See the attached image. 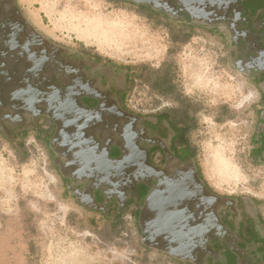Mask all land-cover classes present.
<instances>
[{"label":"flooded vegetation","instance_id":"af4514ba","mask_svg":"<svg viewBox=\"0 0 264 264\" xmlns=\"http://www.w3.org/2000/svg\"><path fill=\"white\" fill-rule=\"evenodd\" d=\"M123 1L219 32L229 64L256 87L250 157L264 165V0ZM127 90L124 68L57 44L32 25L18 0H0V127L11 133L46 122L69 194L105 215L114 203L137 200L145 245L197 256L195 264H264L258 203L212 191L172 116L129 111Z\"/></svg>","mask_w":264,"mask_h":264},{"label":"rangeland","instance_id":"374dc122","mask_svg":"<svg viewBox=\"0 0 264 264\" xmlns=\"http://www.w3.org/2000/svg\"><path fill=\"white\" fill-rule=\"evenodd\" d=\"M32 25L61 45L124 68L129 111H167L185 129L199 173L222 197L249 198L264 219V165L251 157L255 85L227 60L218 31L123 0H18ZM173 95L162 97L159 88ZM46 122L0 127V264H195L145 245L139 202L101 214L67 191ZM200 257V256H199Z\"/></svg>","mask_w":264,"mask_h":264},{"label":"trees","instance_id":"16d2710c","mask_svg":"<svg viewBox=\"0 0 264 264\" xmlns=\"http://www.w3.org/2000/svg\"><path fill=\"white\" fill-rule=\"evenodd\" d=\"M57 44H59V43H57ZM61 45V44H60ZM62 46H64V45H62ZM64 47H67V46H64ZM67 48H70V47H67ZM70 49H73V48H70ZM73 50H77V49H73ZM77 51H81V50H77ZM81 52H84V51H81ZM86 53V52H85ZM128 76H129V74H128ZM164 81H165V83H168L169 84V87H164V88H159V91H160V94L161 95H163V96H169V97H171L172 95H173V91H172V85H171V81H170V78L168 77V76H165L164 77ZM173 118V117H172ZM175 124V126L177 127V129L179 130V132L181 133V135H182V137L180 138V142H182V144H183V146L189 151V153H190V155H192V152H191V150L190 149H188V147H187V144H188V142H187V138H186V136H185V133H186V130L185 129H179L178 128V123H174ZM193 157V156H192ZM193 159H194V157H193ZM194 162H195V160H194ZM195 165H196V163H195ZM196 168H197V170H198V167H197V165H196ZM198 172H199V170H198ZM200 174V173H199ZM201 176V175H200ZM131 201H137V200H131ZM130 201V202H131ZM129 202V203H130ZM138 202V201H137ZM129 203H127L126 204V206L125 207H123V208H121V210L120 211H122L123 209H125L127 206H128V204ZM112 212V211H111ZM139 215V214H138ZM209 255L211 256V253H209Z\"/></svg>","mask_w":264,"mask_h":264},{"label":"water","instance_id":"95a60500","mask_svg":"<svg viewBox=\"0 0 264 264\" xmlns=\"http://www.w3.org/2000/svg\"><path fill=\"white\" fill-rule=\"evenodd\" d=\"M171 221H173V219H153V223H155V224H156V223L167 224V223H170ZM174 241H175L176 243H179V245H180V243H181V241H180L179 239H174ZM170 253L178 256V254H176V253H174V252H170Z\"/></svg>","mask_w":264,"mask_h":264},{"label":"crops","instance_id":"0c3cea01","mask_svg":"<svg viewBox=\"0 0 264 264\" xmlns=\"http://www.w3.org/2000/svg\"><path fill=\"white\" fill-rule=\"evenodd\" d=\"M244 214V213H243ZM245 215V214H244ZM240 219H249V217L248 216H243V218H240ZM247 222V221H246ZM247 225H248V223H247Z\"/></svg>","mask_w":264,"mask_h":264}]
</instances>
